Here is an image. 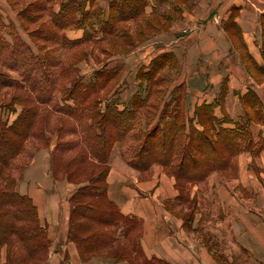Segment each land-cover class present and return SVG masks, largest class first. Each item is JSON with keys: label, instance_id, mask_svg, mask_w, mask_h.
<instances>
[{"label": "trees", "instance_id": "16d2710c", "mask_svg": "<svg viewBox=\"0 0 264 264\" xmlns=\"http://www.w3.org/2000/svg\"><path fill=\"white\" fill-rule=\"evenodd\" d=\"M54 2L59 3L57 11ZM144 2L112 0L105 16L101 7H93V0H29L17 15L32 42L16 25L6 22L0 11V106L8 112H15V105L20 107L12 120L0 116V249L6 246L5 264H44V254L47 259V230L30 197L16 190L14 170L24 166L16 165L18 157L36 147L50 146L53 136L52 171L77 185L69 198L68 239L76 243L82 259L99 255L132 264L166 262L144 257L140 220L122 214L107 195L109 154L116 142L130 132H145L131 148L129 163L146 170L158 162L179 186L180 181L197 182L213 171L229 170L235 155L246 148L242 146L251 147L249 124L222 126L212 103L196 105L193 115L186 117L178 94L171 98L175 99L173 105L163 104L149 130L136 129L138 109L148 102L144 97L132 96L128 106L120 107L118 97L103 94L116 71L102 66L90 77L78 73V63L88 57L79 45L93 40L89 25L98 24L101 33L93 41L110 43L111 49L118 50L127 42L120 27L141 15ZM38 21L35 29H29ZM70 27H83L82 37L69 39L64 30ZM64 50L70 53L64 55ZM109 50L103 48L102 53ZM164 55L152 58L153 68L143 71L147 78L152 76L151 70L156 72L164 65ZM71 70L77 72L72 77ZM224 95L219 94L214 103ZM259 100L254 92L242 95L250 122L263 121Z\"/></svg>", "mask_w": 264, "mask_h": 264}, {"label": "crops", "instance_id": "0c3cea01", "mask_svg": "<svg viewBox=\"0 0 264 264\" xmlns=\"http://www.w3.org/2000/svg\"><path fill=\"white\" fill-rule=\"evenodd\" d=\"M110 1L93 0V7H101L106 16ZM162 2L166 0H146L144 14L136 20H170L166 33L174 37L169 52L175 53L177 61L169 71L183 77L185 93L180 102L184 115L191 117L196 105L212 103L221 125L235 127L246 111L242 95L252 91L264 101V69L256 68L264 67V0H167V10H161ZM86 7H90L89 1ZM0 11L5 13L1 7ZM153 27L158 25L154 22ZM83 32V27L64 30L69 39H78ZM144 50L142 44L126 54V68L146 67L161 51L153 48L156 53L145 60ZM190 72L198 78L197 89L187 81ZM218 94L225 95L214 103ZM121 95L119 106L123 107L129 94ZM19 109L2 110L0 116L12 120ZM253 127L257 134L251 147L234 157V174L213 171L183 187L158 162L146 170L134 168L129 158L116 152V142L109 154L107 195L122 214L140 220L144 257L166 264H264V127L251 125L252 133ZM29 154L16 190L30 197L47 230L50 245L44 264H132L127 259L111 261L99 255L81 258L76 243L67 236L69 198L77 185L52 171L51 145L36 147ZM6 258L3 245L0 264H5Z\"/></svg>", "mask_w": 264, "mask_h": 264}, {"label": "rangeland", "instance_id": "374dc122", "mask_svg": "<svg viewBox=\"0 0 264 264\" xmlns=\"http://www.w3.org/2000/svg\"><path fill=\"white\" fill-rule=\"evenodd\" d=\"M0 2L1 10L5 11L4 14L2 13L5 18V21L10 22L12 26L16 25L17 29L21 32L22 36L32 42V39L28 33L29 31L23 29L20 26L19 17L17 15L19 8L24 7L26 3L29 2V0H1ZM144 3L146 4V2ZM58 4V2H54L52 6H59ZM145 4L143 5V8L141 10V16L144 14ZM160 6L161 10H167V0L166 2H162ZM9 13L12 15L11 17H9ZM154 22L158 25L157 28L153 27ZM129 23L130 21H124L122 24L123 27H120L121 31H123V34L127 37V42L125 45H122L118 50H115V47L111 49L110 43H106L103 41H93L94 38H97L99 36L100 30L98 24H90L89 35H91L93 40H91L92 42L86 41L79 45L80 52L82 51L81 53H83V55H88V57L82 58V60L78 63V73L82 74L83 72V74H85L86 76L93 75L94 71L102 66H106V68H109V70L111 71H116L115 77L109 82L103 94H111L112 98L118 97V99L120 98V96L122 97L121 94H123V96H126L125 94H129L127 95L128 101H122L125 103L126 106L130 104V99L132 98V96L137 95L141 96L142 98L144 97V102H148L143 105L140 109H138L136 119L137 124L135 128H144V131H146L149 130V128H151L152 125L157 122L156 120L163 104L169 103L173 105L172 103L175 102V99H168L167 96H169V94H178L182 96L185 93V85L184 81H181L183 78L182 75H175L173 71H169V66L174 65L177 61L175 53L169 52V41L174 37L171 34L166 33V31H168L167 28L170 24V20H164L161 18H156V20H153L152 18L144 17L143 22L135 19L132 21V23ZM39 24V21L35 22L32 25H29V29H35ZM154 40H156L155 45L153 44ZM142 44H144L146 47V50H144L145 60H148L150 57H152L156 53V50L157 52L161 50L160 53H165V55L162 57L165 60L163 63L164 65L160 67V69H157L156 72L154 70H151L149 75H151L152 73V76L149 78H147V75H144L143 71L146 72L149 67H152V59H150L149 64L146 67H141L138 70L136 68L137 66H129L126 68L125 61L128 58L126 57V54L130 53L136 46ZM103 48H107V50H110L107 54H103ZM153 48H155L156 50H153ZM67 53L69 54L70 51L64 50V55H67ZM159 60L160 58H157V62ZM248 69L253 70L254 68L251 66L249 68L248 65ZM70 72L71 77L75 73H77L76 71L73 72L72 70ZM11 74L13 76L17 75L15 72H12ZM170 79L172 80L171 82ZM197 80L198 78L193 76L191 72L190 74H188L187 81H190V86L192 88H198L199 85L196 84ZM68 81H66V83ZM126 87L128 88V90H126ZM259 101V110L262 113L261 117L263 118V121L260 118L259 120L255 119L254 121L250 122L245 115H242L240 120L237 121V124H249L248 132H250V136L252 139L253 135L257 134V127H253L252 133L251 125H262V123L264 122V101H261V99ZM118 103H120V100H118ZM149 104L150 107H148ZM18 107L19 105H15V108ZM3 108L2 106H0V112H2ZM143 133L145 132L128 133L125 137L119 140V145L116 148V152H119L125 158H129L131 148L136 146V139L141 138ZM70 138L71 137H69V139ZM49 142L52 148L55 143L54 136ZM242 147H246L245 149L248 148L247 145H243ZM21 156L22 157H18V159L16 160V165L18 166H20V164H23L24 160H26L25 158L27 157L25 156V154ZM21 171L20 169H15V176L18 177ZM227 172H229L227 174H234L236 172V161H234V164L229 170H227ZM184 183V181H180V185L182 187L184 186ZM41 259V262H45L46 254H44Z\"/></svg>", "mask_w": 264, "mask_h": 264}]
</instances>
